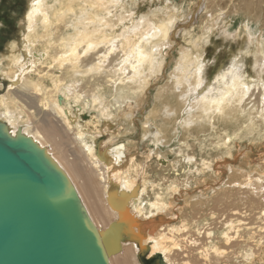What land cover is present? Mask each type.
<instances>
[{"label": "bare ground", "instance_id": "bare-ground-1", "mask_svg": "<svg viewBox=\"0 0 264 264\" xmlns=\"http://www.w3.org/2000/svg\"><path fill=\"white\" fill-rule=\"evenodd\" d=\"M200 1L206 6L214 4L222 11L220 16L226 4L233 3L221 27L232 15L238 19L223 28L226 36L235 38L241 23L249 35L258 31L255 28L264 0ZM119 2L30 0L21 29L22 39L15 44L14 41L8 43L10 54L0 61V74L4 78V81L0 80V89L6 88L0 95V123H5L12 134L21 130L48 150L70 176L98 227L106 228L118 218V211L109 202L112 194L116 192V199H119V192L130 193L127 208L140 223L133 233L141 238L143 246L148 247L147 258L160 254L165 264H264V156L257 167L250 165L238 171L239 179L232 182V188L237 189L240 199L232 198L234 194L230 191L218 195L213 202L225 205L234 199L236 204H247L253 212L252 218L245 207H230L216 215L210 203L204 215L179 218V221H172L171 217L176 198L184 191L198 187L206 189L211 184L212 188L217 187L216 163L223 160L228 169L235 166L240 155L238 147L244 139L264 141V43L247 39L249 46L245 52L255 55L252 83L244 80L241 74L245 57L240 55L231 59L230 74H220L209 87L203 74L204 60L194 55L191 47L182 48L178 65L171 73L173 87L178 89L189 83L190 86L183 90L186 96L183 103L193 100L189 108L192 110L197 106L201 110L196 118L189 115L183 121L185 132L198 141L196 148L199 150L197 153L190 151L192 144L189 141L184 147L170 150V154L150 148L146 157L155 158L157 170L162 172L161 178L155 180L148 176L149 164L140 163L127 143L118 139L122 128H116L114 122L120 116L122 120L128 115L133 116L142 106L144 100L140 98L137 105L129 103L126 109L123 108L130 99H138L150 79L162 72L164 50L171 44L174 36L171 29L179 15L174 13L167 17L156 10L144 14L137 23L132 15L128 18L132 24L122 26L101 16L112 3L117 5ZM58 14L67 20L62 19L63 23L59 18L53 21ZM121 19L127 20L126 17ZM69 21L73 22L74 31L62 34L60 24L68 26ZM211 25L205 28L207 39L212 32ZM262 25L264 31V20ZM58 31L62 33L58 34ZM260 36L264 38V32ZM45 38L49 40L41 44L46 42ZM200 41L201 38L196 37L193 43L198 50ZM252 47L257 49L253 51ZM115 60L119 62L112 65ZM56 68L63 74L56 73ZM96 78L104 80L95 82ZM46 79L51 80L50 85H46ZM108 83L111 84L109 88ZM159 92L160 98L163 97L161 90ZM194 92L197 94L189 97ZM252 95L257 97L253 99ZM182 110L168 106L160 111V122H169L172 111ZM87 112L92 113L91 118L87 117ZM157 118L156 115L154 119ZM225 121L227 125L220 131H204L199 136L193 132L199 126L203 130L209 127L217 130L219 122ZM160 133L158 141H161ZM205 201L211 202V198ZM139 251L136 241L124 237L120 251L110 256V263L141 264Z\"/></svg>", "mask_w": 264, "mask_h": 264}, {"label": "rangeland", "instance_id": "rangeland-1", "mask_svg": "<svg viewBox=\"0 0 264 264\" xmlns=\"http://www.w3.org/2000/svg\"><path fill=\"white\" fill-rule=\"evenodd\" d=\"M216 1L217 0H213V3H215ZM120 2L117 5H115V3H112L111 4L112 6L106 10L105 14L102 13L101 16L105 15V17L111 18L113 21H115L116 24L118 23L123 26L124 24H132V23H129L128 21V18H130L132 15H133L134 22L136 21L135 23H137L140 20H142V16L144 14L148 12L155 13L156 10L159 11V13L161 14L167 15V17L174 13H177L179 15L175 25L173 26L174 29L173 27L171 29V35L172 33H174L173 34L174 36L171 37V44L168 45L166 49L164 50L165 53L163 55L165 58L164 59L165 65L162 69V72L155 74L154 77L152 78L150 77L151 82L149 83L147 89L145 90L146 92L144 91L142 95L140 94L138 99L137 97L133 98V100L130 99L128 103L124 104L123 108L126 109L127 104L129 103H134L135 105H137L138 100L140 98L144 100L142 106L138 109V111L135 112L133 116L128 115L126 116L125 120H122L121 118L123 117L120 116L121 118L118 117L117 118L118 120L114 122V124L116 125V128L117 127L122 128L121 138H118V139H123L127 143V145L132 151V154L137 155L138 157L137 159L140 163L144 162L145 164H149V174H148L149 178L158 180L161 178L162 172H159L157 170V164L155 163V158L147 159L146 157V154L148 153V150L150 148L159 149L161 152L170 154L169 153L170 150L172 149L174 150L175 148H178L180 146L184 147L185 143L189 141L192 144V148L190 151L193 152L195 150L194 152L197 153L199 150L198 148H196V146L198 145L197 144L198 141L191 138L188 135V133L185 132V128L183 127V121L189 115L195 116L197 114H200L201 110L197 106H195L194 109L192 110L189 108L193 100H191L190 103H186V102L183 103L184 100L186 99V96H184L183 94V90L185 88H188V86H190L189 83H187L184 87L180 86L178 89L173 87L174 78L171 73L178 65V61L180 60V57L182 55L181 54L182 48L191 47L193 50V54L198 55L202 61L204 60L203 62L205 66H204L203 74L205 77L206 86L209 87L214 82H216L215 80L217 76H219L220 74L221 75H223L224 73L230 74L231 59L233 58V56H240V55H243L245 57L244 59L245 63L241 67V71H242L241 74L244 76V80H246L248 83H252L254 75H255L254 60H253V58L255 59V55L253 52L246 53L245 48L249 46L247 43L248 38L250 40H256L257 42L259 41L261 43H264V38L260 36V34L264 32L262 29L263 28L262 22L264 20V7L262 10H259V14H261V16L255 28L258 31L255 32L254 35H249V32L247 31V29L243 28L242 27L243 23H241L236 32L237 36L235 38L230 36L232 39H227V37L228 38L230 37L225 35L223 28L225 26L227 28L229 25L234 24L238 18H235L233 17V15L232 16L230 15L231 16L230 20L225 22L223 27H221L222 25L221 22L229 14L230 8L232 7L233 3H227L226 8L223 9V14L220 16L222 11L217 10L218 8L214 4H209L208 6H206L204 3H201L200 0H195L192 3L189 0H120ZM29 3H30V0H0V61L4 60L5 57L10 54L11 49L8 48L7 44L13 41H14L13 44H15V43H18L22 39V36L20 34H21V29L24 25L23 21L26 16V10H27ZM171 6L173 7L172 10L168 11L170 10ZM80 9L81 7L79 6L78 10ZM195 10L198 12L196 13ZM88 11H91V8H89ZM196 16H197V20H196ZM63 17H61L58 14L57 16L53 18V21L59 18L61 20L60 23H63L62 22ZM124 17H126L127 23L126 21H122L121 18H124ZM63 20L66 21L67 19H63ZM211 20L212 21L214 20L215 22L212 23ZM210 23L212 24L211 25L212 32L210 34V38L207 39V34H206L207 29L205 28H206V25H209ZM67 24L69 27L65 26L64 24H60V28L63 29L62 30L63 33L61 31H58V34L65 33V35H67L69 32L74 31V27L72 26L73 22L69 21L67 22ZM185 29L191 32H186ZM55 30H56L55 26H53V31ZM244 30H246V32H242ZM240 33L241 35H239ZM196 37L201 38V41L199 43L200 45L198 44V48L200 50H198L195 44H193L196 40ZM45 40L46 42H41V44L47 43V40H49V38H45ZM256 47L258 48L259 45ZM256 47L254 48L252 47V50L255 51L257 49ZM241 49L243 50L241 51ZM262 54L264 56V53ZM114 62L112 63V65H116L117 64L116 62H119V60H115ZM44 67L45 66L42 67V70L44 69ZM56 70H57L56 73L63 74V72L60 71L59 69L56 68L54 71ZM103 76L105 77V79H108V76L105 75V73L103 74ZM97 79L98 78H96L95 82L99 80L103 82L104 80V78H100L98 80ZM0 80L4 81V78L1 77V74H0ZM68 81H70V79H68ZM45 83L46 85H50L51 80L46 79ZM79 83L81 84L82 80L79 81ZM110 85L111 84L108 83L107 88H109ZM112 86L115 87L114 85ZM6 87L8 88L7 84H6ZM3 89L4 88L0 89V95L4 94L6 88L4 90ZM159 90H161V94L163 96L161 98L159 96V93H160ZM146 94L148 97L146 96ZM195 94H197V92L191 93L189 97H193V95L195 96ZM107 97L110 98V96L108 95ZM252 97L254 99L255 97H257V95H252ZM168 106L175 107L176 109L181 107V110L182 108L183 110L182 112L172 111L170 115V119H171L169 121L170 123L166 121L164 124H162L160 122L161 116L159 117V115L161 114L160 111L164 110L165 108H168ZM86 115L88 118H91L92 113L87 112ZM156 115L158 116V118L154 119ZM196 117L197 116H195L194 118ZM156 120L159 121V123ZM226 123H227L226 121L219 122L220 125H219V129L217 130L211 127L207 128L206 130H203V128L199 126L198 127L199 129L195 128L193 129V132L195 135L197 134V136L203 135L204 131H210L214 133L215 131H220L221 127H223L224 125H227ZM236 123L239 124V122H236ZM160 125H161V128H160ZM133 126L134 128L135 127L136 128L133 129ZM173 127L175 130L173 129ZM127 128L129 129L127 130ZM158 133L161 134V141H158ZM165 136H167V138ZM181 136L182 138H180ZM257 145H259V147H257ZM260 149H263V150L260 151ZM238 150L240 153L239 158L236 160V162H234L235 166H231L229 169L227 167V164L223 162V160H220L218 162L219 164H217L214 161L216 165H218L217 166L218 174H219L218 180L220 184V185L217 184V187H216L218 188L217 192H215L216 188H212V184L210 185V187L207 186L206 189L205 187L204 188L198 187L196 189L194 188L190 190L188 189V191L186 190L187 193L184 191L182 196H180L179 198H176L177 199V202H175L176 207L174 208L172 212V216H171L173 218L172 221H179L180 219L184 217L192 218L196 215H204L208 212L210 208L209 203L211 204V207H213L212 209L215 210L216 215L221 214V212L228 210L230 207H240V208L245 207L244 210H247V213H249V217L253 215L251 208L248 207L247 204L243 205L242 202H239L240 204L239 203L236 204V202H233L234 199H232V201H230L229 204L226 203L225 205L224 204L217 205L216 203L213 204V202L217 199L218 195H223L225 194V192H230V191H233V194L235 195V196L233 195L232 198H235L237 200L240 199V196L237 195L236 193L237 189L234 187L232 188V182L239 179L238 171H241L242 169H246L250 165H252L253 167H257V165L261 164L262 162L261 157L264 156L263 155L264 141L259 143L255 141L254 139H244V141L240 143ZM223 171H225V173ZM205 191L206 192L209 191V192L201 196L200 193L205 192ZM207 198L208 199L211 198V202L205 201ZM249 220L250 219H248V221Z\"/></svg>", "mask_w": 264, "mask_h": 264}, {"label": "water", "instance_id": "water-1", "mask_svg": "<svg viewBox=\"0 0 264 264\" xmlns=\"http://www.w3.org/2000/svg\"><path fill=\"white\" fill-rule=\"evenodd\" d=\"M109 199L119 213L106 228L92 220L73 181L36 140L0 123V264H111L123 238L136 241L141 264H165L133 233L125 191Z\"/></svg>", "mask_w": 264, "mask_h": 264}]
</instances>
